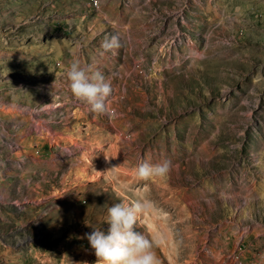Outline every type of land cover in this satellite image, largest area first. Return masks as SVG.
I'll list each match as a JSON object with an SVG mask.
<instances>
[{
  "label": "rangeland",
  "instance_id": "1",
  "mask_svg": "<svg viewBox=\"0 0 264 264\" xmlns=\"http://www.w3.org/2000/svg\"><path fill=\"white\" fill-rule=\"evenodd\" d=\"M137 198L159 264H264V0H0V264H94L85 234Z\"/></svg>",
  "mask_w": 264,
  "mask_h": 264
},
{
  "label": "clouds",
  "instance_id": "2",
  "mask_svg": "<svg viewBox=\"0 0 264 264\" xmlns=\"http://www.w3.org/2000/svg\"><path fill=\"white\" fill-rule=\"evenodd\" d=\"M121 46L118 34L106 38L101 44L105 52ZM66 78L73 97L86 105L90 112L112 115L108 109V100L113 93L110 79L77 62H73L66 70ZM170 169L171 163L168 161L158 164L142 161L136 167L135 179L147 181L164 177L169 174ZM148 208L147 202L137 198L130 202L112 204L107 209L104 222L107 229L92 227L93 230L84 236L96 257L94 264H159L155 249L161 242L160 238H149L144 232L137 230L139 221Z\"/></svg>",
  "mask_w": 264,
  "mask_h": 264
}]
</instances>
